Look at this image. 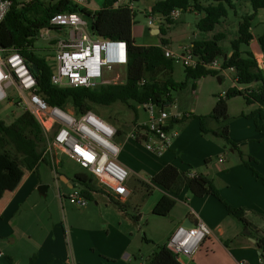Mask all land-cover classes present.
I'll list each match as a JSON object with an SVG mask.
<instances>
[{
  "label": "crops",
  "instance_id": "1",
  "mask_svg": "<svg viewBox=\"0 0 264 264\" xmlns=\"http://www.w3.org/2000/svg\"><path fill=\"white\" fill-rule=\"evenodd\" d=\"M137 2L148 3L150 8L145 13L149 39L140 46H160L164 20L160 14L152 13L155 1ZM197 14L199 19L203 17ZM195 38L191 45L214 37H204L199 31ZM169 42L165 49L175 53ZM228 52L231 56L230 50ZM254 54L257 60L264 61L262 52ZM224 78L218 79L223 81ZM250 107L252 112L241 113L229 124L230 139L238 146V150L229 151L224 149L222 139L214 137L216 142L207 139L196 121L180 128L172 146L161 155L149 153L137 140L135 125L126 133L110 122L119 130L115 139L120 147L119 163L130 173L127 186L131 194L121 202L135 206L139 211L138 220L112 204L104 189L102 193H92L93 200L86 208L73 206L68 196L75 189H83L77 176L86 175L85 178L90 179L92 175L84 170L72 172L64 158L73 160L61 150H55L52 156L44 154L37 172L15 165L2 156L0 253L3 256L0 264H148L152 253L158 246L167 244L179 227L191 228L199 221L209 227L211 234L191 258L181 260L183 264H259L261 250L257 237H264V135L256 128V118L244 117L259 108L258 105ZM146 121L141 115L137 125L143 126ZM171 129L177 130L175 124ZM145 133L146 130L141 131L139 138L144 139ZM240 153L254 159L250 166L243 163ZM60 155L63 159L58 158ZM168 165L182 172L195 171L213 180L225 201L244 210L250 227L231 216L213 196L199 198L191 195L187 188L177 195L157 185L152 178ZM42 185L48 186L45 197L39 193ZM148 186L156 199L149 211L141 213L152 200L151 197L140 208L138 196L142 188ZM93 202L94 206L90 205ZM143 228V242L154 246L149 256L145 255L148 250L139 240Z\"/></svg>",
  "mask_w": 264,
  "mask_h": 264
},
{
  "label": "trees",
  "instance_id": "2",
  "mask_svg": "<svg viewBox=\"0 0 264 264\" xmlns=\"http://www.w3.org/2000/svg\"><path fill=\"white\" fill-rule=\"evenodd\" d=\"M121 0H103L101 8L93 12L90 26V34L93 37H104L106 40L125 41L128 44V64L126 66V82L122 84H105L98 89L90 88H59L53 85L51 77L54 65L46 57H39L32 48L35 45L37 34L44 29H60L51 24L53 18L61 14H81L82 7L74 0H30L20 2L12 0L13 5L5 21L0 28H4L10 36L11 48L17 50L26 59L34 73L39 93L45 101L51 105L67 109L72 105L78 113L94 111V106H111L117 102L129 105L130 102L138 106L153 103L162 109H170L174 100L172 90H182L187 87L189 80L197 82L201 79L213 76L222 78L219 71L208 70L204 64H209L220 59L224 70L235 69L236 85L220 96L211 115L199 117L201 132L204 136L211 135L224 141L225 146L238 150V146L230 139L229 125V101L243 97L247 105H258L259 108L253 114L246 115L248 119H255L257 130L264 135V68H260L259 61L250 47L255 40L252 22L258 11L264 10V0H154L153 14H160L164 24L161 28L160 46L137 45L133 28L135 25V11L133 3L139 0H131L122 3ZM246 1L251 3L254 13L244 18L239 25L238 37L231 43V56L226 53L221 45L224 34H216L212 40L199 41L192 44L194 54L199 60L195 69L185 67L186 81L177 83L174 80L175 61L166 57L165 47L170 42L167 39L169 27L176 23L171 19L175 10L185 12H197L203 15L197 23L201 33L214 32L229 15V10L234 9L236 2ZM167 27V29L165 28ZM260 50L264 55V34L258 38ZM34 66L36 69H34ZM144 82V84H142ZM131 106V105H130ZM135 136L139 142V133L145 131L144 126L137 125L139 112L135 108ZM187 116L185 119H187ZM185 121V120H182ZM216 122L217 129L210 128L208 123ZM47 150V137L36 120L29 112H22L14 122L7 124L0 121V158L6 157L15 165L37 172V168L44 159ZM243 163L250 166L254 159L240 153ZM255 175L262 177L254 170ZM86 175L77 176V181L83 186L82 194L92 201V193H102L103 188L94 177L85 178ZM160 187L179 195L187 188L191 195L203 198L213 196L225 207L227 212L241 221L246 227L250 224L245 219L243 209H238L229 204L221 196L220 190L213 180L207 176L193 172H182L173 165L164 167L153 178ZM263 180V179H262ZM264 181V180H263ZM149 186L147 187V189ZM149 194L152 189H148ZM110 195V194H109ZM112 204L121 211L128 213L134 220H138L139 214L134 216L129 213L130 204L109 196ZM137 210V209H135ZM257 244L261 252L264 251V237H257ZM148 264H183L179 257L167 246L160 245L148 259Z\"/></svg>",
  "mask_w": 264,
  "mask_h": 264
},
{
  "label": "built area",
  "instance_id": "3",
  "mask_svg": "<svg viewBox=\"0 0 264 264\" xmlns=\"http://www.w3.org/2000/svg\"><path fill=\"white\" fill-rule=\"evenodd\" d=\"M74 1L78 5L84 3L83 0ZM125 1L129 3L131 0ZM122 3L123 0L117 6ZM12 5V0H0V27ZM181 13V10L173 11L171 19L177 20ZM51 24L70 29L69 35L56 43V64L51 77L53 85L59 88L98 89L106 84L107 72L127 66V42L93 37L80 14L58 15ZM165 53L167 58L191 69L197 68L200 63L192 45L185 48L183 55L167 49ZM204 67L235 74L234 68L224 70L219 59L204 64ZM39 91L37 79L21 53L10 46L7 49L0 48V104L11 98V93L17 95L18 99L12 100L11 105L18 106L36 118L47 137V155L52 156L55 150H61L82 170L92 175L114 198H128L131 194L127 186L130 173L119 163L120 147L115 141L119 130L93 111L78 113L75 110L51 106ZM140 107L147 114V121L143 124L146 133L142 143L149 153L161 155L179 136L178 131L171 129L172 124L187 116L173 113L170 109H162L153 103ZM68 200L78 208H86L89 204L81 189L73 190ZM210 234L209 227L202 221L191 228L181 226L172 234L167 246L181 261L183 256L191 258L200 243ZM2 256L0 253V258ZM259 264H264V251L261 252Z\"/></svg>",
  "mask_w": 264,
  "mask_h": 264
},
{
  "label": "rangeland",
  "instance_id": "4",
  "mask_svg": "<svg viewBox=\"0 0 264 264\" xmlns=\"http://www.w3.org/2000/svg\"><path fill=\"white\" fill-rule=\"evenodd\" d=\"M20 2H28L30 0H19ZM53 0H46L47 3H50ZM103 0H83L82 13L80 16L85 21L87 25V30L90 32V26L93 19V11L94 9H100L102 6ZM149 1V0H146ZM136 17H135V25H134V36L137 45L146 44L149 36L148 30L146 29L148 26V19L145 16L146 11H149L148 3L144 2H136L133 5ZM254 13V9L251 3L246 1L236 2L233 10H229V15L226 19L222 21L220 25H217L216 31L212 34L202 33L204 37H209L210 39L214 37V35L219 33H224L226 38L221 41L222 47L228 51L231 50V43L238 36V30L240 23L243 22L244 18L252 15ZM199 21V16L196 13L185 12L181 13L180 17L176 20V23L172 25L169 30L168 38L171 41V47L173 51L179 55L183 54V48L185 46H190L193 41L196 40L195 35L199 34L197 23ZM253 33L255 36V41L252 43L250 50L254 53L260 50V46L258 43V38L264 34V10L258 11L255 16L253 22ZM60 29H44L41 30L37 34V38L35 40V45L31 49L39 57H46L50 60V62L54 65L56 64V56L57 49L56 43L63 38H66L70 29L68 27H59ZM167 29V27H165ZM62 33V36L60 34ZM11 44V39L7 31L2 27L0 28V48L7 49ZM220 60V59H219ZM259 64L263 65L264 61L259 58ZM221 76H225L226 78L220 81L219 77L208 76L200 81H198L196 92L194 91L193 85L194 81L189 80L187 83V87L182 90H172V97L174 98V104L170 108V111L173 113H180L183 116H189L187 119H183L185 121H179L175 123L176 131H179L180 128L186 126L187 124L196 121L200 125L199 117H207L211 115L216 106V102L220 96L225 97V93L234 87V75L229 71L226 73H221ZM126 67H117L114 70L106 73L105 83L106 84H122L126 82ZM174 80L177 83H182L186 81L185 67L182 63H175L174 66ZM18 96L14 93H11V98L4 101L0 104V121H4L7 124L14 122L20 115L23 110L18 106L11 105L12 100L16 101ZM131 105V106H130ZM135 108H137V112H139V117L142 115L146 120V114L143 108L136 105L134 102H130L129 105L124 104L122 102H117L111 106H94V111L99 114L104 120L114 123L118 128H122L124 132L129 133L134 128L135 122ZM68 110L74 111L72 105L67 107ZM195 109V111H193ZM253 111V108L247 105L245 99L243 97H237L229 101V119L227 121V125L230 124L232 120L235 119L241 113H250ZM186 118V117H185ZM210 128L217 129L218 124L216 122L210 123ZM115 126V127H116ZM116 127V128H117ZM201 127V125H200ZM117 128V129H118ZM207 139L216 142V139L211 135L206 136ZM224 149L229 151L230 147L224 146ZM148 156L146 153H143ZM58 158L63 159L62 156H58ZM1 159V158H0ZM64 162L67 163L72 172L79 173L83 171L79 165L75 162L70 161L69 159L64 158ZM188 167H191L190 165ZM142 193L138 196L140 208L143 207L144 203L148 202V200L152 197V200L148 203L147 206H144L141 213H145L149 211L151 208V203L156 199V195L153 193L149 194V191L146 187L142 188ZM90 203V202H89ZM70 204V203H69ZM89 205V204H88ZM90 205L94 206V202ZM70 206H72L70 204ZM128 211L130 214L137 216L139 211L135 210L134 205L128 206ZM144 227V225H143ZM143 232L140 234L139 240L142 242V246L145 247V250H148V254L145 253L146 256L149 254V250L154 248L153 245H146L143 242L144 236ZM145 244V245H144ZM184 256L182 260H184Z\"/></svg>",
  "mask_w": 264,
  "mask_h": 264
},
{
  "label": "water",
  "instance_id": "5",
  "mask_svg": "<svg viewBox=\"0 0 264 264\" xmlns=\"http://www.w3.org/2000/svg\"><path fill=\"white\" fill-rule=\"evenodd\" d=\"M100 40H104L105 38L104 37H98ZM260 68L263 69V65H260ZM34 69H36V67L34 66ZM47 189H48V186L46 185H42L40 186L39 188V193L42 195V196H46V192H47Z\"/></svg>",
  "mask_w": 264,
  "mask_h": 264
}]
</instances>
